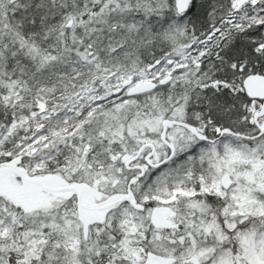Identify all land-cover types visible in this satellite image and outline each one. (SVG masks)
Segmentation results:
<instances>
[{
	"label": "snow or ice",
	"instance_id": "snow-or-ice-1",
	"mask_svg": "<svg viewBox=\"0 0 264 264\" xmlns=\"http://www.w3.org/2000/svg\"><path fill=\"white\" fill-rule=\"evenodd\" d=\"M0 264H264V0H0Z\"/></svg>",
	"mask_w": 264,
	"mask_h": 264
}]
</instances>
